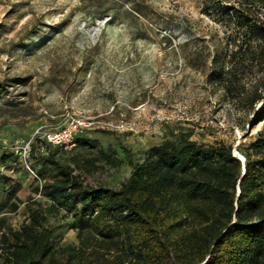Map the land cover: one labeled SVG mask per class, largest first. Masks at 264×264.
<instances>
[{
	"label": "rangeland",
	"instance_id": "374dc122",
	"mask_svg": "<svg viewBox=\"0 0 264 264\" xmlns=\"http://www.w3.org/2000/svg\"><path fill=\"white\" fill-rule=\"evenodd\" d=\"M215 1L0 0V155H8L0 216L10 226L28 222V206L41 207L51 245L77 243L72 213L47 212L26 167H39L34 157L46 149L71 166L75 158L86 184L118 187L128 160L142 161L152 146L224 143L234 154L254 140L261 103L246 105L216 80L230 65L232 30ZM241 73L247 84L258 77L249 66ZM63 129L72 142L44 145ZM31 142L38 148L28 154Z\"/></svg>",
	"mask_w": 264,
	"mask_h": 264
},
{
	"label": "trees",
	"instance_id": "16d2710c",
	"mask_svg": "<svg viewBox=\"0 0 264 264\" xmlns=\"http://www.w3.org/2000/svg\"><path fill=\"white\" fill-rule=\"evenodd\" d=\"M220 1L214 4L232 34L230 65L216 80L246 105L260 102L264 119V0ZM245 66L255 69L254 82H242ZM36 148L31 142L28 154ZM236 150L243 164L224 143L205 151L188 140L164 142L140 162L129 159L118 187L88 185L74 172L75 158L71 166L54 151L39 152V167L27 164L38 181L34 191L50 202L47 212L72 213L77 243L54 248L42 208L28 206V222L18 228L0 216V264H264V128ZM7 159L0 155V166Z\"/></svg>",
	"mask_w": 264,
	"mask_h": 264
},
{
	"label": "built area",
	"instance_id": "2783aa9c",
	"mask_svg": "<svg viewBox=\"0 0 264 264\" xmlns=\"http://www.w3.org/2000/svg\"><path fill=\"white\" fill-rule=\"evenodd\" d=\"M47 139L51 144H59V145H62L65 142H72L74 140L73 136L71 135V131L66 129H63L58 133H52L48 135ZM27 149L29 150V146L27 147ZM30 171L33 172L32 170Z\"/></svg>",
	"mask_w": 264,
	"mask_h": 264
},
{
	"label": "water",
	"instance_id": "95a60500",
	"mask_svg": "<svg viewBox=\"0 0 264 264\" xmlns=\"http://www.w3.org/2000/svg\"><path fill=\"white\" fill-rule=\"evenodd\" d=\"M233 156H236L241 162H242V164L244 163V158H243V156H239L238 154H233ZM242 172H243V169H242ZM237 191H238V189H237Z\"/></svg>",
	"mask_w": 264,
	"mask_h": 264
}]
</instances>
